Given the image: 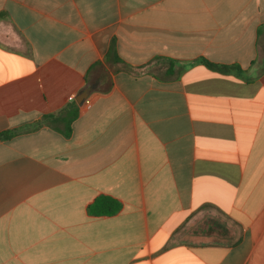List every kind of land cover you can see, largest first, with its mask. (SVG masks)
Wrapping results in <instances>:
<instances>
[{"label": "crops", "instance_id": "obj_1", "mask_svg": "<svg viewBox=\"0 0 264 264\" xmlns=\"http://www.w3.org/2000/svg\"><path fill=\"white\" fill-rule=\"evenodd\" d=\"M89 88L69 138L35 127ZM15 129L0 264H264V0H0ZM100 196L121 211L90 215Z\"/></svg>", "mask_w": 264, "mask_h": 264}, {"label": "trees", "instance_id": "obj_2", "mask_svg": "<svg viewBox=\"0 0 264 264\" xmlns=\"http://www.w3.org/2000/svg\"><path fill=\"white\" fill-rule=\"evenodd\" d=\"M108 62L112 63L113 67L117 71H126L132 75L139 76L142 74H152L154 65L146 64L143 66H132L125 62L116 52L115 44L113 43L106 55ZM209 68L221 72H230L236 70L239 72L241 69L239 66H227L217 65L209 61H203ZM175 64L173 61L170 62V67L167 69V75L174 73ZM81 112V106L77 105L76 102L68 105L58 115H45L41 119L35 122V127L40 128L43 126L50 127L54 130L59 131L65 137L69 138L72 134V124L79 117ZM19 134L18 130H7L0 133V142L10 140ZM122 209L120 201L109 197L100 196L88 207V212L92 216H112L119 213Z\"/></svg>", "mask_w": 264, "mask_h": 264}, {"label": "water", "instance_id": "obj_3", "mask_svg": "<svg viewBox=\"0 0 264 264\" xmlns=\"http://www.w3.org/2000/svg\"><path fill=\"white\" fill-rule=\"evenodd\" d=\"M90 91H91L90 88L89 89H86V90H84L83 92H81L80 94H78L76 96L75 101H76V103L79 106H82L85 103L86 99L88 98V96L90 94Z\"/></svg>", "mask_w": 264, "mask_h": 264}, {"label": "rangeland", "instance_id": "obj_4", "mask_svg": "<svg viewBox=\"0 0 264 264\" xmlns=\"http://www.w3.org/2000/svg\"><path fill=\"white\" fill-rule=\"evenodd\" d=\"M160 74H162V72L158 71Z\"/></svg>", "mask_w": 264, "mask_h": 264}]
</instances>
